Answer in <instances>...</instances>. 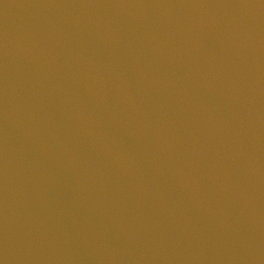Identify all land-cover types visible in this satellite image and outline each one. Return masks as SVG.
<instances>
[{
  "label": "water",
  "instance_id": "1",
  "mask_svg": "<svg viewBox=\"0 0 264 264\" xmlns=\"http://www.w3.org/2000/svg\"><path fill=\"white\" fill-rule=\"evenodd\" d=\"M0 264H264V0H0Z\"/></svg>",
  "mask_w": 264,
  "mask_h": 264
}]
</instances>
